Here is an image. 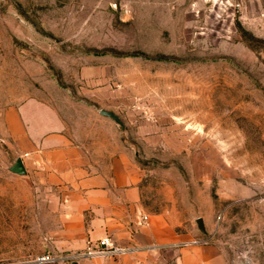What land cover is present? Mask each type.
Segmentation results:
<instances>
[{
  "label": "rangeland",
  "instance_id": "374dc122",
  "mask_svg": "<svg viewBox=\"0 0 264 264\" xmlns=\"http://www.w3.org/2000/svg\"><path fill=\"white\" fill-rule=\"evenodd\" d=\"M55 89L138 166L167 264H264V0H0V100ZM102 107L124 127L95 124ZM51 194L0 151V264L78 260L54 247Z\"/></svg>",
  "mask_w": 264,
  "mask_h": 264
},
{
  "label": "crops",
  "instance_id": "0c3cea01",
  "mask_svg": "<svg viewBox=\"0 0 264 264\" xmlns=\"http://www.w3.org/2000/svg\"><path fill=\"white\" fill-rule=\"evenodd\" d=\"M5 96L0 100V151L9 168L22 159L27 175L21 177L52 193L47 200L59 225L53 230L54 247L79 257L71 264H167L163 250L172 245L173 231L146 215L140 170L125 150H111V140L117 144L118 137L89 128L94 111L79 113L56 89L53 95L41 92L21 101H9V90ZM103 109L108 110L99 108L98 115L104 120L95 124L108 127ZM107 236L131 251L86 256L89 241ZM206 257L198 247L180 249L172 262L209 264Z\"/></svg>",
  "mask_w": 264,
  "mask_h": 264
},
{
  "label": "built area",
  "instance_id": "2783aa9c",
  "mask_svg": "<svg viewBox=\"0 0 264 264\" xmlns=\"http://www.w3.org/2000/svg\"><path fill=\"white\" fill-rule=\"evenodd\" d=\"M2 140L0 139V148H1ZM131 251L129 247L119 246L115 243V241L107 236L102 239H99L96 242L89 241L86 251V256L94 257V256H103V257H114L123 254H127ZM59 260L51 255L43 256L37 259V262L45 263V262H55Z\"/></svg>",
  "mask_w": 264,
  "mask_h": 264
},
{
  "label": "water",
  "instance_id": "95a60500",
  "mask_svg": "<svg viewBox=\"0 0 264 264\" xmlns=\"http://www.w3.org/2000/svg\"><path fill=\"white\" fill-rule=\"evenodd\" d=\"M100 114L105 116V117H108L110 119H112L113 121H115L118 125L124 127V123L121 121V119L112 111H109V110H101L100 111ZM9 171L15 175H18V176H26L27 175V171L23 165V161L22 159H18L16 161V163L9 168ZM197 225H198V228L199 230L206 234L207 233V229H206V226H205V222L202 218H199L197 219ZM74 264H77V263H74ZM171 264H178L177 261H174L172 262Z\"/></svg>",
  "mask_w": 264,
  "mask_h": 264
}]
</instances>
